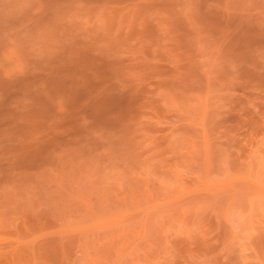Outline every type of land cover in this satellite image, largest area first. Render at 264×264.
<instances>
[{
	"label": "rangeland",
	"instance_id": "rangeland-1",
	"mask_svg": "<svg viewBox=\"0 0 264 264\" xmlns=\"http://www.w3.org/2000/svg\"><path fill=\"white\" fill-rule=\"evenodd\" d=\"M0 264H264V0H0Z\"/></svg>",
	"mask_w": 264,
	"mask_h": 264
}]
</instances>
